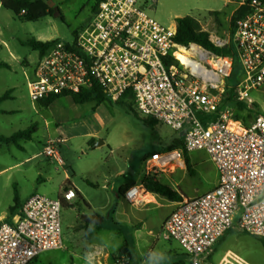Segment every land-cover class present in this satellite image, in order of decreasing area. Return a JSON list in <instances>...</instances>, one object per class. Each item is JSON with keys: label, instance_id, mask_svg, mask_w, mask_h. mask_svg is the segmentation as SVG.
I'll return each instance as SVG.
<instances>
[{"label": "built area", "instance_id": "built-area-1", "mask_svg": "<svg viewBox=\"0 0 264 264\" xmlns=\"http://www.w3.org/2000/svg\"><path fill=\"white\" fill-rule=\"evenodd\" d=\"M223 1L233 6L232 13L246 8L231 37L242 71L233 101L256 107L250 92L264 87V1ZM156 2L99 0L71 41L56 40L38 57L26 83L28 97L38 103L97 85L111 100L129 93L139 116L182 133L183 150L205 152L217 183L179 202L163 222L162 234L183 250L187 261L182 264H248L231 251L214 263L210 252L234 224L264 238V106L251 109L247 123L233 117L221 104L232 57L175 43L176 26L165 27L145 13V6ZM181 47L190 51L193 64L176 59ZM63 142L48 138L44 145V155L58 165L63 161L56 145ZM182 157L180 149L155 152L143 162L145 174L165 172ZM142 191V185H133L123 197L135 204ZM74 197L71 188L58 199L31 194L11 222L0 223V264H30L42 252L62 249V201Z\"/></svg>", "mask_w": 264, "mask_h": 264}, {"label": "rangeland", "instance_id": "rangeland-1", "mask_svg": "<svg viewBox=\"0 0 264 264\" xmlns=\"http://www.w3.org/2000/svg\"><path fill=\"white\" fill-rule=\"evenodd\" d=\"M52 2L58 7V17L46 16L29 22L16 19L0 5V63L6 64L0 68V96L9 91L0 103V108L8 111L0 113V135L36 125L31 140L18 141L21 149L13 143H0V213L13 204L14 189L22 201L31 194L58 199L63 190L71 188L75 197L63 201L65 205L61 206L63 248L40 253L33 264H82L90 242L83 236L80 218L91 211L100 214L103 220L102 229L95 233L93 240L110 253L107 258L111 262L123 264L116 251L126 249L125 241L132 248L135 239L130 226L125 223L114 225L113 209L123 202L130 207V203L123 201L117 193L125 180L119 173L127 169L126 157L133 156L126 177L138 179L144 172L143 155L161 151L165 144L179 138L180 132L161 123H156L153 128L146 127L114 102H104L93 111L92 103L74 104L70 97H60L48 107L29 99L26 83L37 63L38 53L23 42L30 38L71 41L73 34L90 17L93 5V0ZM145 7L147 16L165 27L176 26L177 18L189 16L209 34L210 40H217L222 45L230 40L233 6L225 5L223 0H157L154 6L147 4ZM250 96L258 106L252 109L261 110L264 87L251 91ZM228 107L232 116L244 123L254 114L253 111L238 110L235 104ZM48 138L64 140L56 145L62 165L44 155V143ZM91 139L95 142L89 148ZM98 141L102 144L96 146ZM190 153L194 173L178 171L177 181L186 195L193 196L211 187L216 169L205 152ZM82 198L89 201L93 210L84 207ZM161 212H146L149 217L146 229H154ZM227 251L248 264H264V238L243 233L236 224L213 246L210 261H220Z\"/></svg>", "mask_w": 264, "mask_h": 264}, {"label": "trees", "instance_id": "trees-1", "mask_svg": "<svg viewBox=\"0 0 264 264\" xmlns=\"http://www.w3.org/2000/svg\"><path fill=\"white\" fill-rule=\"evenodd\" d=\"M264 1V0H262ZM99 0H93V5L91 7L90 16L95 12L97 8ZM1 7L7 9L12 13V15L20 20V21H37L46 16H52L53 9L48 6L47 0H0ZM246 8L242 7L235 10L231 14L230 18V26H229V34L230 40L226 45L216 46L214 45L210 39L209 34L203 31L196 20L189 16L181 17L176 19V33L174 36L175 43L183 46L188 47L190 44H195L203 48L204 50L217 55V56H231L233 59L232 69L230 72L229 77L225 81V92L222 96L221 104L223 106H229L231 104H235L238 110L243 111L247 110L248 113H252V107L254 104L247 105L245 103H235L233 101V92L235 86L239 82L242 77L241 67L237 58V53L233 41L231 40L232 34L234 32V25L236 20H238L245 12ZM76 32L73 34L75 36ZM72 36V37H73ZM49 40V41H40L35 38L27 39L23 42L24 45L28 46L31 50L36 51L38 53V57L44 54L56 41ZM6 67L5 63H0V68ZM9 91H6L4 94L0 96V101L7 98ZM60 97H70L74 104H84V103H92L93 108L104 103H117L120 105L127 113H132L136 118H138L142 124L146 127L153 128L157 123L154 119L150 117H141L137 114L136 110L133 106V99L131 98L130 94H125L120 97L117 101H111L109 98L106 97L105 93L101 88L97 85H92L88 88L82 89L80 92L71 95H60V96H52L47 98L43 101L38 102L42 107H48L51 103L57 100ZM200 121L204 122L206 118L204 116H198ZM238 119V117H236ZM36 131V125L31 124L26 129L19 130L8 137L0 136L1 143H17L19 140H30L32 135ZM90 146L93 145L91 142ZM180 149L183 151V156L185 160L186 170L189 175H193V171L190 168L188 159H187V152L183 150V139L182 133H180L179 138L173 139L167 144H165L161 151L155 152H163L167 150H175ZM155 152H149L143 155L142 160L149 157L151 154ZM125 182L122 186L118 189V196L123 197L124 192L131 186L134 185V181L130 180L128 177L123 176ZM89 184V183H88ZM142 185L144 189L148 192L155 193L161 197H165L170 201H181L182 198L178 195L175 191L169 188L166 185L161 184L157 181L154 177L145 176L142 179ZM84 207L88 208V205L82 200ZM62 205L65 203L62 201ZM20 206L18 195L16 189L13 191V205L9 207V213L13 214V212ZM82 223V230L84 231V238L87 241L92 239V236L95 232L102 229V216L94 211H91L89 215H82L80 218Z\"/></svg>", "mask_w": 264, "mask_h": 264}, {"label": "crops", "instance_id": "crops-1", "mask_svg": "<svg viewBox=\"0 0 264 264\" xmlns=\"http://www.w3.org/2000/svg\"><path fill=\"white\" fill-rule=\"evenodd\" d=\"M47 41H49V40H47ZM31 76H32V74H30L29 77H31ZM57 100H55V101H57ZM2 101H0V103ZM111 101H117V100H111ZM98 106H96L94 108L92 107L93 111ZM0 113H8V111L2 110L0 108ZM15 132H17V131H14V132L10 133L9 135H0V136L8 137ZM91 142L94 145L95 140L91 139L88 142L89 148H90L89 144ZM13 144H15L18 148L21 149V147L17 145L18 141H17V143H13ZM44 145H45V143H44ZM186 156H187L190 168L192 169V171L194 173V166L195 165L192 163V158H191L192 154L187 153ZM129 158L130 157H126V159L128 161H129ZM130 169H131V166H130ZM127 170H128V167H127L126 171ZM178 171H181L182 173L186 172L188 174V172L186 170L184 156L182 157L181 162H175V164L172 165L169 170L157 174L156 176H154V178L157 181H159L161 184L166 185L169 188H171L173 191H175L178 195L181 196L182 200L185 198H192L194 196L200 195V194L212 189L217 183V172H216L215 180L212 183L210 188L206 189L205 191H203L200 194L195 193V195H193V196H188L180 188L179 181H177V176H178L177 172ZM1 172H2V170L0 171V173ZM125 172L122 173V171H120L119 174H121V176H125ZM145 176H146V174L144 171L143 174L138 179H130V178L129 179L134 181V185H142V179ZM124 182H125V180H124ZM124 182L120 186H122L124 184ZM90 185L93 186L92 184H90ZM142 187H143V185H142ZM140 197L145 198V199L138 200L137 203H135V204H130L129 208H127L123 204L124 203L123 201H126V202H128V201L124 197H122V200H123L122 205H119L113 209V215H114V219H115L114 225H117L119 223L127 224L128 226H130L132 228L133 234H134V239H135L132 248L131 247L129 248L128 243L125 241L123 243V246H125L126 249L125 250L118 249L116 251L117 253H119V256L121 257V259H123L122 260L123 264H182L183 262L187 261V257L185 255V253L183 252V250L178 245V243L174 240H171V239L165 237L161 232V227H162L163 222L171 214V212L175 209L177 204L179 202H181L182 200L178 201V202L170 201V200L166 199L165 197H161L155 193H151V192L146 191L144 189V187H143V191L140 194L139 198ZM27 198H25L22 201L19 200L20 206L13 212V214L9 213V207H11L13 204L7 208V211L4 210L3 212H1L0 213V223L11 222L12 216H14L18 212L22 203ZM82 200L88 205V208H91L90 207L91 204L89 203V201H87L83 198H82ZM152 210H161L162 212L160 214L158 224L154 227V229H152V228L146 229V227H148V223L146 220L149 218V217H146V214H148L146 212H150ZM139 213H143L141 217L139 216ZM95 233H94V235H95ZM94 235L92 236V239L89 241L90 243H89V245H88L89 247L87 249V250H89V252L87 254H85V253L83 254L84 256L82 258V262H83L82 264H116L114 262H111L109 260V258H107V256L110 255V253H108L106 251V249L103 247V245L100 243L97 244V241L93 240ZM88 254H89V256H88ZM101 257H102V259H101ZM37 258H38V256L30 264H33V262Z\"/></svg>", "mask_w": 264, "mask_h": 264}, {"label": "bare ground", "instance_id": "bare-ground-1", "mask_svg": "<svg viewBox=\"0 0 264 264\" xmlns=\"http://www.w3.org/2000/svg\"><path fill=\"white\" fill-rule=\"evenodd\" d=\"M181 47L177 52H175L176 59L183 65L188 66L190 64H193L192 61L187 57L188 54H190V51L185 50V48ZM145 198H139L138 200H142Z\"/></svg>", "mask_w": 264, "mask_h": 264}, {"label": "water", "instance_id": "water-1", "mask_svg": "<svg viewBox=\"0 0 264 264\" xmlns=\"http://www.w3.org/2000/svg\"><path fill=\"white\" fill-rule=\"evenodd\" d=\"M47 3H48V6L53 9L52 16L58 17L60 15L58 7L55 6V4L52 2V0H47ZM101 144H102V141H98L95 145L98 146ZM133 159H134V157L130 156L129 161L127 163L128 170L125 172V176L128 175V173L130 172V166L132 164Z\"/></svg>", "mask_w": 264, "mask_h": 264}]
</instances>
